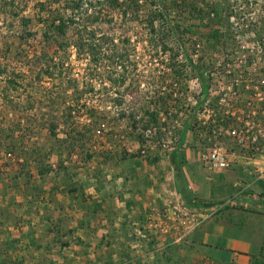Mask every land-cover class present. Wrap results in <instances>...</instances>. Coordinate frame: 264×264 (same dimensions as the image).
Wrapping results in <instances>:
<instances>
[{"label": "rangeland", "instance_id": "obj_1", "mask_svg": "<svg viewBox=\"0 0 264 264\" xmlns=\"http://www.w3.org/2000/svg\"><path fill=\"white\" fill-rule=\"evenodd\" d=\"M161 1L171 7L162 26L167 31L168 26L177 27L174 35L169 32L167 36L170 51L165 55H157L148 43L142 22L130 21L117 13L109 17L111 12L107 7L102 9L101 22L83 21L88 32L96 34L91 40L104 43L103 49L108 55L96 69L95 65H88L87 57H77L73 44L79 29L70 28L62 38L46 35L45 28L38 21L39 8L42 3L50 7L51 0H0V130H15V141L31 158L29 175H25L26 170L22 177H17L21 167L16 165V156L9 157L4 152L0 155V264H71L69 259L73 256V259L79 258V262L87 260L85 249L89 245L99 246L101 237L98 233L109 236L108 239L102 238L112 253L116 242L134 252L140 238L154 240L153 249L162 251L168 243L167 237L173 236V242L180 237L179 232L189 226L187 217L181 218L186 225H180V230L177 225L175 231L164 224L159 226L155 220L160 209L157 197L152 198L148 193L149 199L142 201L135 195H140L143 189L133 191L144 188V181H157V176H163L162 169L168 167L169 153L176 145L171 141L178 136L183 125L196 116V111L187 109L186 103L188 97L197 94V74H202L206 85L215 87L217 80H221L220 68L213 59L220 62L221 57L229 55L231 62L238 67L237 58H258V71L264 72V0H252L255 5L248 7L240 6L243 1L238 3L239 6H233L236 11L229 28L224 22L228 0ZM87 2L90 0H83L84 8L89 7ZM92 10H99V5L90 8L89 14ZM24 18L31 21L25 25ZM110 18L111 23H107ZM253 21L255 24L250 23ZM216 33L219 44L213 43ZM105 36L108 42L111 38L117 40L106 45ZM85 37L87 39V35ZM127 37L132 41L128 47L130 60L124 62L127 81L123 83L120 78L123 68L117 66L111 55L117 48L119 52L123 49L119 39ZM223 42L227 49L222 46ZM257 42L260 48L255 45ZM196 44L200 47L197 48ZM176 52L180 56L176 60L178 65H175L180 67L181 76L174 75L165 66L170 54ZM51 65L58 67L61 73L39 80L36 74L40 68L44 70ZM13 83L17 90L12 88ZM161 99L167 100L166 103L159 101ZM159 102L162 103L157 107ZM73 110L75 113L70 115ZM146 110L158 114V126L162 129L149 133L148 143L142 145L138 140L140 126L136 131L130 129L129 120L133 115L137 119L144 117ZM123 113L127 117L121 119ZM52 124L57 125L59 139L66 138L65 132L70 130L85 133V147L81 142L82 149L77 148L69 157L65 146L61 148L51 134ZM194 127L189 131L182 154L188 150L191 156H195L198 152L199 131L197 125ZM87 154H92L93 158H86ZM47 168L50 172L39 173L40 169ZM67 184L84 191L85 208H79L62 193ZM204 188L207 190L208 187L204 185ZM204 193L201 191L202 195ZM229 196L228 190L217 196V201L226 203ZM135 198L136 203L132 202ZM153 199H156L155 203L150 207ZM132 203L134 210L130 215L128 206ZM134 204L141 205L137 212ZM177 208L180 210L179 206ZM152 209L156 210L155 214ZM230 211L223 208L222 212L212 216L216 223L225 225L223 229L228 228L229 234L235 229V232L247 236L249 230L257 231L263 227L264 218L256 215L259 212L251 213L252 217L246 214L248 218H240L236 213L234 221L237 225H232L227 218ZM239 211L235 209L233 212ZM86 214H90V219L86 221L87 226L81 228L78 221ZM205 217L197 214L200 222L197 229L204 225ZM69 230L75 234L69 239L70 245L62 247L61 242L67 240ZM190 230L192 228L186 227L180 233L185 235ZM78 232L84 240H77L80 238ZM111 235L114 244L110 247ZM115 235L120 239L116 238V241ZM127 236L131 239L129 242L125 239ZM219 237L225 246L226 235ZM178 245L179 248H169L173 260L170 264H197L193 258L197 253V235L182 239ZM228 255L225 262L238 264L230 253ZM257 257L253 256L251 261L264 262V245L260 258ZM92 260L90 263H95ZM204 260L207 264H216L217 261L208 255L198 264H203ZM127 262L132 263L131 259L130 263ZM135 262L139 264V261ZM145 262L146 259L140 264Z\"/></svg>", "mask_w": 264, "mask_h": 264}, {"label": "trees", "instance_id": "obj_2", "mask_svg": "<svg viewBox=\"0 0 264 264\" xmlns=\"http://www.w3.org/2000/svg\"><path fill=\"white\" fill-rule=\"evenodd\" d=\"M241 2L242 4H240V6H253L255 5L254 2L252 0H228L226 1L227 6V11H226V18L224 19L225 25L227 28H229L230 25V20L231 18L234 16V11H236L235 7L233 6H239V2ZM230 2L234 3V5L230 4ZM90 8H94L99 5V10H92V12L89 14L90 8L87 6L86 8H84L85 4L83 3V0H51L50 7H47L46 3H42L40 4V8H39V24L43 25V27L45 28V32L46 35L47 34H53L56 37H66L68 31L70 30V28L75 27L77 30V38L74 41V46L75 49L77 51V57L80 59L82 57H87L85 60L87 61L88 65L92 64L95 65V68L98 69L99 66H101V62L104 61L106 58H108V55H106L105 53V49L104 48V43H96L95 40H91L93 38H95L96 34L94 32H88L87 27H85V25L83 24V21L85 22L86 20H91V23H98L101 22L102 20V12H103V7H107L110 9V15L109 17H111L113 15V13H117L119 16L124 17L125 19H129L130 21H139L143 23V27L146 28L147 31V40L148 43L156 50L157 55H165L170 51V48L168 46L167 43H169V40L167 39V36L169 34V32L171 33V35L176 33L177 27L175 25L171 26V28H169L168 26V31L164 29V27L162 26V22H165V18L166 16H169V12H170V5L167 3H164L161 0H96L95 2H92V0H90V2H87ZM176 3L173 2V5H175ZM238 4V5H237ZM171 5V6H173ZM264 7V6H263ZM53 8V9H52ZM146 8V9H145ZM197 11H198V7H197ZM199 12V11H198ZM144 13V14H143ZM83 17L86 19H83ZM108 17V18H109ZM24 23L25 25H27L31 20L24 18ZM107 23H111V18L106 20ZM251 24H255L254 22H250ZM251 31H254L253 28H251ZM167 31V32H165ZM87 33V34H84ZM167 33V34H166ZM85 35H87V40ZM174 37V36H173ZM218 33L215 34V36L213 37V43H217L219 44L220 42H218ZM86 39V40H85ZM103 39H105V41H107L105 44L108 45L109 43H112L114 41H116L117 39L115 38H111L110 42H108V38L107 36L103 37ZM176 39V38H174ZM177 40V39H176ZM120 43L123 44V49H120V52L117 51V48L115 50V53L113 52V54L111 56H113V60L116 61L117 66L123 68V73L121 74L120 78L121 80L126 82L127 81V76L126 73H128L127 68L124 64V62L129 61L130 60V53H129V46L131 45V41L132 39L127 37V38H121L119 39ZM147 42V41H146ZM60 47L62 48V44H59ZM72 45V46H73ZM222 46L225 47V49H227L226 44L223 42ZM172 51V50H171ZM180 56V54L178 52L176 53H172V55L170 54L169 56V60H167L165 62V66L168 70H170L174 75L177 76H181V71H180V67H177L175 65L176 60L178 59V57ZM110 57V56H109ZM58 67H53L48 66L46 67V69H41L39 70V72L36 74L37 78L40 80L41 78H53L56 77V73L59 72L57 70ZM56 69V70H55ZM29 72L32 73L33 71L30 69L29 67ZM61 73V72H59ZM34 77V76H33ZM197 77H200L201 82H202V87L204 88V92L206 93V91L208 90V85H206L204 83V80H202V74L198 73ZM10 83L12 84V82L10 81ZM117 83V81L115 82ZM16 85H12L13 89L15 88ZM162 98V97H161ZM159 101H162L163 104L166 103L167 100L165 99H161ZM159 102L158 105L156 104V106L158 107L160 105ZM72 110V107L70 108ZM74 112L70 111V115ZM75 113V112H74ZM93 115V114H92ZM133 115V114H132ZM93 117V116H92ZM127 116H125V114H121V119L126 118ZM158 114L154 113V112H150L148 110L145 111V116L142 118L137 119V116L133 115L131 116V119L129 120V127L132 130H137L140 126V134H138V140L139 142L144 145L148 143L147 138L149 137V133H153V131H155V129L159 128L160 130L162 128H160L158 126ZM195 118L193 119H189L182 127L180 133H179V140L177 141V143H175L176 145L172 148V150L169 153V161L171 164V168L174 172V177H175V184H176V191L179 194V196L182 198V200L184 201V204L189 208V209H194L197 210V212H200L202 210H206L209 208H214L215 211H212L209 214V217H207V220L211 218V220L214 218L212 216L216 215V213L218 212H222L223 208H225L226 210H232V212L230 211L229 213L231 214L228 218V221L230 223L235 222L234 218L236 213L233 212L235 209H239L240 212L243 210V207L240 206L241 202H246V200L240 198V195L244 194L245 196L250 195V193L252 194V191H245L242 192L241 189H231L229 190L230 192V196L228 197L226 203L225 202H218L217 199L216 200H212V201H206L203 200L202 198H199L198 196L196 197L194 195V193L188 188V185H186L185 180L182 176L181 173V169L183 167V165H185V161L184 160H180L181 158V151L183 150V146L185 143V139L187 137V133L190 130H193L196 125V121ZM194 122V123H193ZM131 125V126H130ZM56 128L57 125L52 124L51 125V134L54 136V138H56V141L58 143V145L62 148V146H65V150L67 153H69V157L73 156L74 152L76 151L77 148L82 149V143H83V147H85V133L79 131L78 129H75L73 131H68L65 132L66 138L64 139H59L57 138V134H56ZM86 129V128H85ZM7 132V133H6ZM15 130H8V131H1L0 130V155L2 152H4L5 154H7L9 157L14 155L16 156L15 158V162L16 165L20 166L21 170L19 175H17V177H22V175H24L25 171L27 170L28 172L25 175H29V163L31 162V158L29 155H27V152H24L22 149L21 144H18L15 141ZM73 133L76 134V136H73ZM74 137V138H73ZM162 137H157V139H159ZM159 141V140H158ZM82 142V143H81ZM67 144H69V146H67ZM198 148V152L196 153V158H197V162L198 164L202 167V169L208 171L209 173H214L217 171H224V170H231V169H239V167H232V168H228V169H223V170H210L208 169L204 162H203V155L205 153H207L208 148L210 147V144L207 143L206 140L202 139H198V143L197 146ZM88 159H92L93 155L91 154H87ZM1 161V158H0ZM1 169L2 166L0 165V176H1ZM241 170V169H239ZM50 172V169L47 168V170H39V173L41 175H44L46 173ZM264 186V180L261 181V183ZM66 187V186H65ZM227 190L222 188L220 190V192L218 194H221L222 192H226ZM62 193H64V195H68L70 197V199H72L73 203H77V206L81 209L86 207V198L84 196V191L82 189H78L75 186L69 185L67 184L66 190H62ZM242 193V194H241ZM80 195V197H79ZM262 196L264 197V192L262 193ZM244 200V201H243ZM233 202V204H229V202ZM248 201H252L251 199ZM225 205V206H224ZM230 205V206H227ZM98 206V205H97ZM237 206V207H235ZM89 208V206H88ZM98 208V207H96ZM248 213H258L256 211H251V210H244ZM90 213V211L88 212ZM204 213V212H203ZM240 218H243V216H241V213H239ZM90 219V214H86V216L80 220V226L82 227H86L88 222ZM218 220V219H217ZM59 221V220H58ZM216 221V220H214ZM216 223V222H215ZM218 224V223H217ZM237 225V223H235ZM143 228V227H141ZM141 228H139L141 230ZM60 232V231H59ZM75 234V232L73 230H69L68 234H67V240H65L64 242H61V246L62 247H68L69 246V239L71 240V238L73 237V235ZM59 238V235L57 234ZM112 235L110 236V242L108 243L109 245L112 243L114 244V240L111 238ZM103 238H109L108 235L103 236ZM102 238V239H103ZM57 239H54L55 241ZM125 239L129 242L131 239L130 237H125ZM78 241H80V238H77ZM104 241V239L102 240ZM147 241V240H146ZM150 244H152V246L154 245V240L149 239L148 240ZM11 245V244H10ZM169 245V244H168ZM152 246H150V250H148L147 253V257H150V254L153 256L152 260L153 262L155 261L156 264H170L172 263L171 261V257H172V253L171 250L172 247L168 246V248L166 250H164L162 252V254L155 252V249L152 248ZM170 248V249H169ZM125 250V249H124ZM129 252L127 250L124 251V254ZM168 253H170V255H168ZM160 254V255H159ZM150 257V258H151ZM142 259L145 258H140L139 260V264L143 262ZM203 261V260H202ZM207 261L204 260L203 264H206ZM226 264H230V263H226ZM252 264H264V262L259 261L258 259H256L255 261L252 262Z\"/></svg>", "mask_w": 264, "mask_h": 264}, {"label": "crops", "instance_id": "obj_3", "mask_svg": "<svg viewBox=\"0 0 264 264\" xmlns=\"http://www.w3.org/2000/svg\"><path fill=\"white\" fill-rule=\"evenodd\" d=\"M189 138V132L187 133V137L185 139V143L183 146V149L186 148V144L188 142ZM185 151V150H184ZM181 158L180 160L185 161V165L182 167V176L185 180L186 185H188V188L194 193V195L199 198H202L204 200L210 199L208 201L216 200L220 190L222 188L226 189L227 191L231 189H241L242 192L245 191H252V194L245 196L244 194L240 195V198L246 200V202H241L240 206L243 207V210L240 212H235V213H241V216L248 218L252 217L251 213H248L244 210H251V211H256L259 212L256 214L258 217H263L264 218V197L262 196V193L264 192V186L260 184L261 182H256L255 178L250 175L247 172H244L239 169H231V170H224V171H217L214 173H209L208 171L202 169V167L198 164L197 158L194 156H191V153L187 150L185 151V154L180 153ZM164 172L163 176H157V181L153 179L152 181H144V188H136L133 193H136V191H141L139 189H143L141 191V194H136L135 196L138 197V200L144 201L146 198L149 199V195L153 198V196H156L158 200V205L160 209H163L158 211L157 217L155 220L157 221L158 225L160 226L161 224H164L166 227H172L175 231V225H177L178 229L180 230V225L184 227L181 223L179 218L176 217L174 208L177 206L180 207V210L186 211L190 214H200L201 216L205 217L207 216L208 213L215 211L214 208H209L206 210H202L200 212H197V210L194 209H189L185 204L182 198L179 196L177 193L175 187V177H174V172L171 168L170 161L168 163V167L165 169H162ZM153 183V184H152ZM204 185H206V188H204ZM201 191H205L204 195L201 194ZM159 193V194H158ZM207 195L205 196V194ZM223 193V192H222ZM221 193V194H222ZM155 199V200H156ZM252 201H248V200ZM151 200V199H150ZM155 200L153 199L152 202L150 201L149 206L154 205ZM136 198L132 200V202H135ZM136 203V202H135ZM175 204L172 206V204ZM129 205V204H128ZM135 205V204H134ZM156 206V204H155ZM138 207H141V205H135V208H137L136 212L138 211ZM158 207V208H159ZM128 211L130 215L133 213L134 207L133 203L128 206ZM156 210L152 209L153 214H155ZM204 212V213H203ZM162 213V214H161ZM261 213V214H260ZM177 214V213H176ZM248 216H247V215ZM136 217V214L133 216ZM139 217V216H137ZM253 217H255L253 215ZM83 219V218H82ZM101 219V218H100ZM130 219V216H129ZM142 219V218H141ZM207 218L205 217V221H203L200 228L197 229L193 228L189 232H187L185 235L181 234L180 232H184V229L179 232V238H177L175 241L172 242L171 237H167L168 243L167 245L163 248L162 251L160 249L155 250V252L162 254L164 249L166 250L168 246L171 247H177L179 248V242L182 239H185L187 237H195L197 235V246L195 249L197 250V253L194 255V260L197 261V264L200 263L201 259L204 257H207L208 255L215 257L216 264H226L228 262H225V256L226 259L229 257L227 256V253H230L232 255V260L238 262V264H251V259L253 256L257 255V258H260V255L263 252V245H264V224L263 227L259 230H254L251 231L249 230V233L247 236L242 235V232H235L233 229L230 234L228 233V228L227 230L223 229L225 228V225L222 226L220 224L215 223V221L211 218L206 220ZM159 221V222H158ZM206 221H208L206 223ZM72 222V221H71ZM80 222V220L78 221ZM170 223V224H169ZM236 222H232V225H236ZM171 225V226H170ZM165 228V227H164ZM167 230V229H166ZM238 230V229H236ZM177 235V232H174ZM77 234L80 235V239L84 240L83 236L78 232ZM226 235V243L225 246L223 243L220 241L221 238L219 236ZM84 235V234H83ZM105 235L102 233H98V237H101ZM22 237V235H21ZM24 238V236L22 237ZM99 239V246H88L85 249L87 260H85V257H81L84 260H81L79 262V258L72 259L70 258V263L71 264H128L127 260L130 263L131 259V264H135V261H139L140 258H145L146 259V264H156L155 261L153 262L152 257L153 254H150V257H147L148 250L150 249V246L152 244L149 243V241L146 239H139V245H137L136 250L133 252V250L130 251L127 250L129 253H132V257H129L128 253L124 254V251L126 250L125 248H122V245L119 242L115 243V250L114 253L109 252L105 243V240L102 241L103 239ZM119 240L120 238L118 235H115V240ZM136 238H139V235H137ZM116 240V241H117ZM70 242V241H69ZM90 240L88 243L90 244ZM155 243V241H154ZM169 244V245H168ZM70 245V244H69ZM113 244H110V247ZM196 245V244H195ZM92 247V250H91ZM135 247V246H134ZM153 248V246H152ZM66 249V248H64ZM125 249V250H124ZM201 252V253H200ZM39 254V253H37ZM64 254H66L64 252ZM159 254V255H160ZM207 254V255H206ZM67 255V254H66ZM169 255V253H168ZM177 255H179V252L177 251ZM72 256V255H71ZM154 257V256H153ZM192 258V257H191ZM91 259H94L92 261H95L90 263ZM145 259H142L143 262ZM241 260H244L241 262ZM173 262V260H171ZM215 262V261H214ZM220 262V263H219ZM23 264V263H22ZM196 264V262H195Z\"/></svg>", "mask_w": 264, "mask_h": 264}, {"label": "built area", "instance_id": "obj_4", "mask_svg": "<svg viewBox=\"0 0 264 264\" xmlns=\"http://www.w3.org/2000/svg\"><path fill=\"white\" fill-rule=\"evenodd\" d=\"M255 45L260 48L258 42ZM196 47L199 48V44ZM221 58L220 62L213 59L220 68L218 85H208L205 93L201 79L197 77V94L188 97L186 103L187 109L196 111L199 139L210 144L203 162L210 170L239 167L252 175L256 182H261L264 180V72L258 71V58H237L238 67L231 62L229 55ZM178 140L179 134L171 142L177 143ZM174 211L185 225L186 221L181 218H189L187 229L200 224L197 214L176 207Z\"/></svg>", "mask_w": 264, "mask_h": 264}]
</instances>
